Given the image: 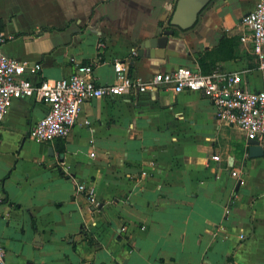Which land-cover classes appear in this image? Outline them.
Listing matches in <instances>:
<instances>
[{"label":"crops","instance_id":"crops-1","mask_svg":"<svg viewBox=\"0 0 264 264\" xmlns=\"http://www.w3.org/2000/svg\"><path fill=\"white\" fill-rule=\"evenodd\" d=\"M261 1L218 0L160 49L149 42L177 0H0V47L41 65L25 76L35 83L90 65L98 85H114L119 61L144 79L179 67L242 73L257 91L264 72L242 20ZM48 112L16 100L0 129L7 264H264V156L249 157L207 96L87 101L67 138L37 144L30 130Z\"/></svg>","mask_w":264,"mask_h":264},{"label":"built area","instance_id":"built-area-1","mask_svg":"<svg viewBox=\"0 0 264 264\" xmlns=\"http://www.w3.org/2000/svg\"><path fill=\"white\" fill-rule=\"evenodd\" d=\"M242 24L251 32V38L243 37L242 41L251 40L259 70L264 72V1L243 18ZM41 68V65L29 66L8 57L0 47V129L14 101L21 99H34L49 106L48 114L29 133L35 143L49 144L70 135L87 101L156 95L162 90L176 95L190 92L207 96L217 109L221 123L240 130L249 141H258L264 150V80L260 90L251 91L245 88L242 73L217 70L203 74L187 67L144 79L132 77L129 68L119 61L114 64L117 76L114 85H98L90 65H77L74 74L61 80L35 83L25 77L27 72L37 75ZM213 160L218 162L221 158L216 156ZM232 176L244 184L239 172H233ZM78 190L84 192L87 186L79 184ZM87 194L93 198L94 189H89ZM0 264H7V251L1 242Z\"/></svg>","mask_w":264,"mask_h":264},{"label":"water","instance_id":"water-1","mask_svg":"<svg viewBox=\"0 0 264 264\" xmlns=\"http://www.w3.org/2000/svg\"><path fill=\"white\" fill-rule=\"evenodd\" d=\"M218 0H177L175 9L168 19L167 26L161 36L149 42V47L166 49L169 38L174 32L187 33L194 30L201 20V16ZM147 47V46H146ZM249 157L262 158L264 150L258 141H249ZM54 156L53 151L50 154Z\"/></svg>","mask_w":264,"mask_h":264}]
</instances>
